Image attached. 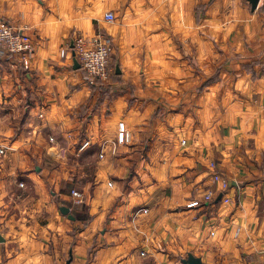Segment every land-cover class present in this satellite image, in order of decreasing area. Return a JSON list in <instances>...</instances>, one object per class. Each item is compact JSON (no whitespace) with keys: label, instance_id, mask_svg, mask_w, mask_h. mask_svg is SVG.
I'll use <instances>...</instances> for the list:
<instances>
[{"label":"crops","instance_id":"0c3cea01","mask_svg":"<svg viewBox=\"0 0 264 264\" xmlns=\"http://www.w3.org/2000/svg\"><path fill=\"white\" fill-rule=\"evenodd\" d=\"M0 22L33 47L0 56V264H264V0H0ZM95 36L113 74L89 87Z\"/></svg>","mask_w":264,"mask_h":264},{"label":"built area","instance_id":"2783aa9c","mask_svg":"<svg viewBox=\"0 0 264 264\" xmlns=\"http://www.w3.org/2000/svg\"><path fill=\"white\" fill-rule=\"evenodd\" d=\"M112 13L104 16L106 22H113ZM33 53L31 40L25 30L14 29L6 23L0 22V56L12 58L19 57L25 61ZM114 47L110 39L104 36H95L90 42L82 37L76 38L73 42L74 58L79 64V70L83 75L84 83L89 87H100L107 82L113 74L111 67V57ZM127 139L126 134L120 133L117 136L118 144ZM87 146V143L83 147ZM0 149V155H3ZM101 157V154H100ZM213 182H220L222 189L226 188V183L221 178L214 163H211ZM213 194L208 192L205 195L206 201L212 200ZM71 197L78 205L82 204V195L77 191L71 192Z\"/></svg>","mask_w":264,"mask_h":264},{"label":"water","instance_id":"95a60500","mask_svg":"<svg viewBox=\"0 0 264 264\" xmlns=\"http://www.w3.org/2000/svg\"><path fill=\"white\" fill-rule=\"evenodd\" d=\"M248 3L251 5L252 10L256 9V7L258 6V3L260 0H247ZM72 61H73V69L74 70H78L79 69V64L77 63V61L74 58V54H72ZM220 199V196L217 198V201ZM60 212L67 216L69 214V210L65 207L60 208ZM69 219L73 220V218L70 216ZM3 239L0 237V242H2ZM71 260L70 258L66 261L65 264H70ZM182 264H204L201 259L199 258H195L192 255H188L187 258L185 260L182 261Z\"/></svg>","mask_w":264,"mask_h":264},{"label":"rangeland","instance_id":"374dc122","mask_svg":"<svg viewBox=\"0 0 264 264\" xmlns=\"http://www.w3.org/2000/svg\"><path fill=\"white\" fill-rule=\"evenodd\" d=\"M30 40H31V39H30ZM31 44H32V42H31ZM75 73H78L79 76H80V78H81V73H80V72H75ZM80 78H79V80H80ZM80 81H81V80H80ZM115 139H116V138H115ZM115 139H114V141H116ZM116 143H117V145H118V140H117ZM182 143H183V142H182ZM106 149L108 150V147H106ZM106 149H105V150H106ZM3 152H4V151H3ZM82 202H83V196H82Z\"/></svg>","mask_w":264,"mask_h":264}]
</instances>
